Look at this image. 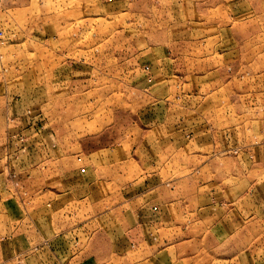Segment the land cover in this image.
Wrapping results in <instances>:
<instances>
[{
	"label": "crops",
	"instance_id": "crops-1",
	"mask_svg": "<svg viewBox=\"0 0 264 264\" xmlns=\"http://www.w3.org/2000/svg\"><path fill=\"white\" fill-rule=\"evenodd\" d=\"M116 1L131 10L132 0ZM168 1L175 10L157 9L150 36H134L136 58L159 86L139 134L91 149L40 130L0 135V264H235L208 254L207 234L264 216V116L250 130L253 119L238 115L243 105L264 107V48L248 49L229 27L219 34L217 19L201 22L199 0ZM233 58L246 60L242 84L247 60L260 66L261 101L240 103V112L231 108L233 79L219 75ZM185 76L201 88L175 93L192 87ZM232 158L234 167L224 164ZM222 165L223 177H206Z\"/></svg>",
	"mask_w": 264,
	"mask_h": 264
},
{
	"label": "rangeland",
	"instance_id": "rangeland-1",
	"mask_svg": "<svg viewBox=\"0 0 264 264\" xmlns=\"http://www.w3.org/2000/svg\"><path fill=\"white\" fill-rule=\"evenodd\" d=\"M117 3L0 0V86L5 88L0 98V135L8 132L7 137L15 139L21 131L30 135L40 130L45 136L51 132L53 142L71 140L91 149L141 132L139 117L149 114L159 86L148 82L136 58L134 36L143 38L145 32L150 36L155 30L150 19L161 17L157 9L175 10V5L170 7L168 0H132L131 10L122 11ZM199 4L201 22L217 19L219 34L229 27L233 36L247 39L248 49L264 48V0H199ZM162 18L172 19L170 13ZM240 61L246 60L233 58L232 67L219 74L233 79L231 108L236 104L237 112L246 100L261 101L256 77L260 66L247 60L248 79L242 84L238 78L245 64ZM184 81L192 87L184 85L175 93L201 88L198 78L193 82L185 76ZM164 89L161 94L167 95ZM199 94L208 97L206 90ZM241 113L253 119L248 126L254 130L258 126L254 119L264 116V107L243 105ZM9 146L14 148L15 140L9 139ZM226 161L234 167L233 158ZM226 165L207 171L206 177H223ZM232 173L236 177L228 179L239 178V172ZM199 177H204L203 172ZM248 177L251 180L254 174L248 172ZM207 236L211 256H226L235 264H264V216L244 222L231 219ZM15 257L20 259L18 254Z\"/></svg>",
	"mask_w": 264,
	"mask_h": 264
}]
</instances>
